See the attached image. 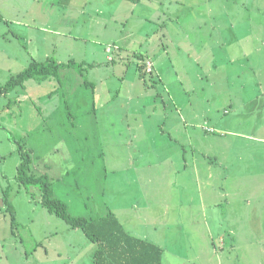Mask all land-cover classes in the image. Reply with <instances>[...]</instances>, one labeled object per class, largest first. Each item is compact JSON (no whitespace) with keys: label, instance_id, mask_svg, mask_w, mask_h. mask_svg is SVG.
<instances>
[{"label":"rangeland","instance_id":"rangeland-1","mask_svg":"<svg viewBox=\"0 0 264 264\" xmlns=\"http://www.w3.org/2000/svg\"><path fill=\"white\" fill-rule=\"evenodd\" d=\"M140 1L0 0L1 87L73 62L0 91V264L97 249L18 181L21 146L72 216L114 212L166 264H264V0Z\"/></svg>","mask_w":264,"mask_h":264},{"label":"trees","instance_id":"trees-1","mask_svg":"<svg viewBox=\"0 0 264 264\" xmlns=\"http://www.w3.org/2000/svg\"><path fill=\"white\" fill-rule=\"evenodd\" d=\"M138 58L141 62L139 65L141 77L152 75L154 72L148 73L146 70L148 56ZM72 65L73 62L60 64L54 59H48L43 63L33 62L26 70L9 80L4 87L0 86V91L4 94L14 92L17 87L32 79L58 78L61 69L70 68ZM20 152L22 159L18 167V181L24 186L37 187L41 192L42 207L65 221L72 229L83 231L85 236L97 245L93 264H163V249L150 240L130 234L114 212L110 211L95 219L72 216L68 206L54 197L49 178L33 174L30 152L22 146Z\"/></svg>","mask_w":264,"mask_h":264},{"label":"crops","instance_id":"crops-1","mask_svg":"<svg viewBox=\"0 0 264 264\" xmlns=\"http://www.w3.org/2000/svg\"><path fill=\"white\" fill-rule=\"evenodd\" d=\"M124 1H126L127 3H129V5H131V7H132V10L135 12L136 11V7L137 6H139V5H141L142 4V1H140V0H124ZM171 2H169V1H167V7L166 6H164L163 5V7H165V9H166V11H164V10H162L161 11V13L162 14H171V7H172V5H174V3L172 2V1H175V2H178V3H182L183 2V0L182 1H180V0H170ZM184 3V2H183ZM134 6H135V8H134ZM121 7V6H120ZM83 8V7H82ZM99 15H101V13H102V10L101 9H99V8H97L96 10H95ZM145 11H146V13H147V10L145 9ZM118 13V12H117ZM117 13L114 15V17H116L117 16ZM122 13H123V15H128L127 13L125 14L123 11H122ZM132 13V11L130 12V14ZM130 14H129V16H130ZM182 15V14H181ZM131 16H133V17H136L135 15H134V13L133 14H131ZM141 17H142V19H141V21H139V24L141 25V26H145V25H143V24H147L148 23V16H143V15H141ZM229 19V18H228ZM231 19V18H230ZM229 19V20H230ZM114 20H115V22H116V18H114ZM127 21V20H126ZM125 21V22H126ZM230 22H232V20H230ZM126 24H129V21L126 23ZM140 26V27H141ZM124 28L126 29L127 27L124 25ZM143 27H141V29H142ZM218 30V31H220V32H222L223 30H224V27L222 26V25H220V27L218 28H215V30ZM159 30L160 29H158L157 28V31L159 32ZM146 56H148V59H153V57H151L150 55H146ZM154 60V62H155V58L153 59ZM153 60H151L152 62H153ZM148 61H150V60H148ZM153 62V63H154ZM154 66H155V69H156V62L154 63ZM155 71H157V69L155 70ZM156 244V243H155ZM157 245V244H156ZM159 246V245H158ZM159 247H161V246H159ZM162 248V247H161ZM163 249V248H162ZM163 251H164V253H165V250L163 249ZM95 254V253H94ZM165 255V254H164ZM164 255H163V264H166V261H164ZM93 259H94V255H93V257H92V263H93Z\"/></svg>","mask_w":264,"mask_h":264},{"label":"built area","instance_id":"built-area-1","mask_svg":"<svg viewBox=\"0 0 264 264\" xmlns=\"http://www.w3.org/2000/svg\"><path fill=\"white\" fill-rule=\"evenodd\" d=\"M146 70H147L148 73L153 72V70H154V64H153V62L148 61L146 63Z\"/></svg>","mask_w":264,"mask_h":264}]
</instances>
